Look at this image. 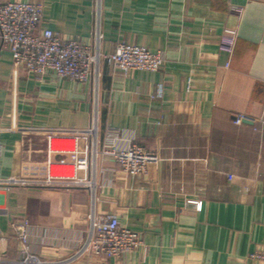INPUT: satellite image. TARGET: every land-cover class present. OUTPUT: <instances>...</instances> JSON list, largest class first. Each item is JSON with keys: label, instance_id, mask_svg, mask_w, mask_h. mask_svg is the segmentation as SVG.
<instances>
[{"label": "crops", "instance_id": "0c3cea01", "mask_svg": "<svg viewBox=\"0 0 264 264\" xmlns=\"http://www.w3.org/2000/svg\"><path fill=\"white\" fill-rule=\"evenodd\" d=\"M15 1L43 4L46 26L61 35L92 45L98 31L104 54L125 42L166 63L125 75L102 62L98 85L39 80L0 44V180L44 178L48 135L93 123L99 151L137 145L159 159L130 176L100 157L87 172L92 189L0 184V264L22 260L12 225L24 220L31 254L52 264H262L253 256L264 250V0L0 4ZM226 27L238 30L232 55L220 48ZM240 115L248 121L235 125ZM92 141L81 139L84 152ZM93 212L116 214L144 247L115 259L79 255Z\"/></svg>", "mask_w": 264, "mask_h": 264}, {"label": "built area", "instance_id": "2783aa9c", "mask_svg": "<svg viewBox=\"0 0 264 264\" xmlns=\"http://www.w3.org/2000/svg\"><path fill=\"white\" fill-rule=\"evenodd\" d=\"M44 9L43 4L30 2L15 1L0 4L1 46L11 53L17 68L39 80L51 75L62 80L77 83L91 81L98 85L102 62H107L125 75L131 71L157 72L166 63L163 53L125 42L119 43L114 52L104 54L100 50L101 36L98 31H96L95 43L92 45L76 37L61 35L46 26ZM231 12L238 18L243 15V9L240 7H232ZM237 38V28H224L220 43L221 50L232 55ZM188 84H191L190 79ZM163 94L164 88L160 84L154 97L162 98ZM245 121H248V118L244 115L234 119L235 125H241ZM260 121L264 122L262 119ZM95 136V123L83 132L49 134L46 176L29 182L9 178L0 180V184L30 183L46 188L87 187L92 189L95 183L87 177V172L100 157L113 159L130 176L143 175L147 173L150 165L159 162L154 153L137 145L120 150L115 144H110L99 151L94 141ZM84 137L93 138L87 148L90 152L82 150L80 142ZM55 141L61 143L56 149L53 148ZM1 155L2 147L0 146V157ZM80 173H86V177ZM229 179H232V176ZM196 206L201 208V204ZM89 221L88 235L79 255L91 254L96 257L115 259L144 247L142 235L123 226L116 214L97 215L93 212L89 215ZM28 227L29 223L26 220L12 225L14 237L22 247L23 253L22 260L17 264H52L31 254ZM253 258L264 264V250L258 251Z\"/></svg>", "mask_w": 264, "mask_h": 264}]
</instances>
